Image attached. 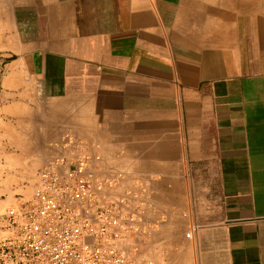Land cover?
<instances>
[{"label": "crops", "instance_id": "1", "mask_svg": "<svg viewBox=\"0 0 264 264\" xmlns=\"http://www.w3.org/2000/svg\"><path fill=\"white\" fill-rule=\"evenodd\" d=\"M14 4L0 5V214L68 133L124 172L118 194L147 186L145 233L125 244L137 261L264 264V0Z\"/></svg>", "mask_w": 264, "mask_h": 264}, {"label": "built area", "instance_id": "2", "mask_svg": "<svg viewBox=\"0 0 264 264\" xmlns=\"http://www.w3.org/2000/svg\"><path fill=\"white\" fill-rule=\"evenodd\" d=\"M101 161L98 150L61 137L32 192L0 214V264H148L125 248L145 233L148 188L136 181L116 194L124 172Z\"/></svg>", "mask_w": 264, "mask_h": 264}, {"label": "rangeland", "instance_id": "3", "mask_svg": "<svg viewBox=\"0 0 264 264\" xmlns=\"http://www.w3.org/2000/svg\"><path fill=\"white\" fill-rule=\"evenodd\" d=\"M10 0H0V5L1 4H3V5H5V3H7V2H9ZM22 0H13V2L15 3L14 5H15V7L18 5L17 3H19V2H21ZM33 1L34 0H31V5H33ZM39 2L38 1H36V4H34V5H37ZM0 12H2V13H5L6 11L5 10H0ZM38 12V10L37 9H31V11H30V19H32L34 16H35V14ZM23 13V11L21 10V9H15L14 10V14H15V17H14V23L15 22H17V14L19 15L18 17H21V14ZM19 20H21L20 18H19ZM101 156H102V160H103V153H101ZM102 162V161H101ZM102 164V163H101ZM118 189H119V187H117L116 189H115V193L116 194H118L119 193V191H118ZM32 192V188L29 190V192H28V194H30ZM142 236V235H141ZM128 248H129V252L131 253H133V245H130L129 243H128Z\"/></svg>", "mask_w": 264, "mask_h": 264}]
</instances>
